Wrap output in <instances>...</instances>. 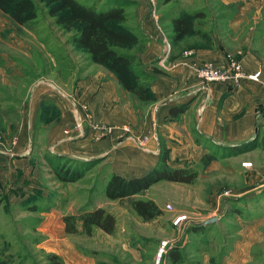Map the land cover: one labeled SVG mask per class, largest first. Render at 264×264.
I'll return each instance as SVG.
<instances>
[{"label":"rangeland","instance_id":"1","mask_svg":"<svg viewBox=\"0 0 264 264\" xmlns=\"http://www.w3.org/2000/svg\"><path fill=\"white\" fill-rule=\"evenodd\" d=\"M80 1L96 9L121 8L127 15L124 24L142 41V49L150 38L142 27L147 19L163 43L154 61L158 68L175 55L171 53L184 56L206 41H240L246 34L250 41H264V0ZM140 3L141 17L134 12ZM36 7V17L25 25L0 11V264H264L263 152L247 147L229 153L198 138L199 154L168 159L176 167L193 169L192 183L162 179L133 195L110 199L103 190L112 173L107 155L82 161L35 142L39 134L33 121L47 102L34 103L31 114L32 93L34 99L37 87L69 89L90 62L71 42L72 32L54 24L41 3ZM186 16L207 39L189 34L172 40V20ZM180 46L187 47L181 52ZM230 61L240 66L234 58L222 67L203 61L195 76L203 85L224 82L202 81L196 70L205 64L224 69ZM146 65L139 66L145 76ZM72 120L63 136L83 137L84 126L98 131L97 137L101 133L84 101H72ZM119 128L130 132L126 125ZM156 137L164 150L161 136ZM210 152L215 158L200 164V156ZM137 198L152 200L160 213L141 220L130 207ZM97 207L114 216L111 233L91 226L86 234L79 220L73 232L64 230V216ZM179 215L184 218L175 222Z\"/></svg>","mask_w":264,"mask_h":264},{"label":"crops","instance_id":"2","mask_svg":"<svg viewBox=\"0 0 264 264\" xmlns=\"http://www.w3.org/2000/svg\"><path fill=\"white\" fill-rule=\"evenodd\" d=\"M141 7L140 3L134 9L135 13L139 12V17L143 14L140 15ZM142 27L150 38L139 54V63L157 69L147 71L152 100L146 106L140 105L120 87L110 71L86 61L79 69L82 75L75 77L69 89L37 87L34 99L32 93L31 114L35 104L47 102L38 112L37 120L34 117L33 124L39 134L35 142L44 145L45 148L42 147L49 152L82 161L107 155L110 173L125 177L138 176L153 166L161 150L157 133L164 144L166 162L171 167L178 166L168 161L174 155L199 154L198 138L222 151H226L225 147L252 142L251 152L262 153L264 50L259 46L264 47V41H250V34L244 35L240 41H211L210 46L167 59L158 68L154 61L160 56L163 43L147 19ZM231 58L239 62L245 73L258 71V80L243 79L240 85L232 87L226 82L203 85L196 78L195 68L201 62L208 61L222 67ZM72 101H84L92 118L100 122L98 125H111L112 128L98 137L95 134L98 131L85 126L83 137L63 136L62 129L73 126ZM179 106L183 107L181 112H171ZM36 108L38 110L39 106ZM124 125L130 128V132L120 131L119 126Z\"/></svg>","mask_w":264,"mask_h":264},{"label":"trees","instance_id":"3","mask_svg":"<svg viewBox=\"0 0 264 264\" xmlns=\"http://www.w3.org/2000/svg\"><path fill=\"white\" fill-rule=\"evenodd\" d=\"M36 3H41L48 16L53 18L54 24L66 32H72L71 42L83 50L87 59L103 66L110 71L120 87L130 93L135 100L149 102L152 100L148 75L139 70V54L142 51V41L133 33L132 29L124 24L127 15L121 8L96 9L80 0H0V11L5 13L14 23L25 25L36 17ZM173 41L183 40L189 34L200 35L207 39L206 33L193 29L191 16L174 18L172 20ZM198 33V34H197ZM206 41L204 47L210 46ZM187 46H180L182 52ZM168 59L177 58L181 53H171ZM146 71L155 72L157 69L146 65ZM182 106L172 109V113L181 112ZM252 142H245L233 147H225L229 153H240ZM261 149L264 154V138L261 139ZM215 158L212 152L200 156L199 163L207 164ZM196 173L188 167H171L165 163V151L160 150L155 165L138 176L125 177L111 173L104 185V194L110 199L133 195L146 189L158 180L192 183ZM131 209L141 220L147 221L160 213L150 199H133ZM87 209V210H86ZM84 208L75 217H63L66 232L74 231V221L79 220L82 230L90 233L91 226H96L105 233L114 229V216L103 208Z\"/></svg>","mask_w":264,"mask_h":264},{"label":"built area","instance_id":"4","mask_svg":"<svg viewBox=\"0 0 264 264\" xmlns=\"http://www.w3.org/2000/svg\"><path fill=\"white\" fill-rule=\"evenodd\" d=\"M224 69L216 68L211 64H205L199 67L196 70L197 75L202 79V81L212 82V81H224L237 86L239 82L243 79L257 81L258 80V71L254 73H245L244 71L240 70V66L235 61H230L229 64ZM98 129L101 133L107 132L109 130L108 127L98 125ZM100 133V134H101ZM243 165H246L245 163ZM169 208V206H168ZM182 215H179L175 218V222L183 219ZM160 251L163 248V243L160 244Z\"/></svg>","mask_w":264,"mask_h":264},{"label":"bare ground","instance_id":"5","mask_svg":"<svg viewBox=\"0 0 264 264\" xmlns=\"http://www.w3.org/2000/svg\"><path fill=\"white\" fill-rule=\"evenodd\" d=\"M159 251H160V248H159Z\"/></svg>","mask_w":264,"mask_h":264}]
</instances>
